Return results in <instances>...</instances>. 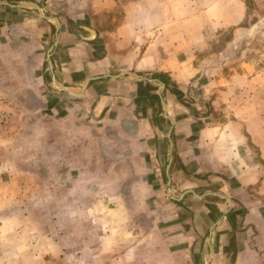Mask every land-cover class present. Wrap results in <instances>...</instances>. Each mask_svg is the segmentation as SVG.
Segmentation results:
<instances>
[{
	"label": "crops",
	"instance_id": "1",
	"mask_svg": "<svg viewBox=\"0 0 264 264\" xmlns=\"http://www.w3.org/2000/svg\"><path fill=\"white\" fill-rule=\"evenodd\" d=\"M13 1L0 0V109L13 108L15 129L29 111L47 145L48 131L62 136L49 169L76 164L78 180L46 204L77 210V244L87 223L93 245L70 259L31 214L25 227L22 193L41 204L42 171L4 164L0 206L21 194L3 214L0 264H264V115L241 102V67L201 54L212 31L183 29L177 0Z\"/></svg>",
	"mask_w": 264,
	"mask_h": 264
},
{
	"label": "rangeland",
	"instance_id": "2",
	"mask_svg": "<svg viewBox=\"0 0 264 264\" xmlns=\"http://www.w3.org/2000/svg\"><path fill=\"white\" fill-rule=\"evenodd\" d=\"M32 1L34 0H15L12 3L36 8V6L31 3ZM41 3H43V1H41ZM43 5L47 8V12L49 13H60L61 15L66 13V10L61 9V7H58L55 4H50V2L45 4L43 3ZM68 5L69 3L66 7H68ZM210 7H214L213 16L206 15L202 18V20H200L199 17V21L196 23L186 20V17H189V12L194 13L193 11H195L197 13H201V11L203 12V10ZM176 9L182 16L183 29L185 26H197L199 29L203 28L212 31L210 35L208 34L210 39L209 47L202 51L201 54H205L207 56L208 54L214 53V56L224 58V70L228 73L234 71L238 67H241V92L243 93V91H245L246 93V95H241V102L248 99L250 106L253 105L254 107H258V109H261V112L256 113V115L261 114L263 116L264 0H222L221 2L217 0H177ZM55 18L54 20L56 21L58 18ZM223 25L226 26L223 27ZM245 71L247 72V75L244 74ZM257 88H260V90H258L259 93L256 94V96L249 95ZM12 109L13 108L10 106H5L4 109H0V113L4 112L10 115L11 120L7 123L6 127L0 129V169L4 166V164H7L10 168L18 165V167H22L24 169L28 168L30 164L33 165V163H37L39 169L42 171L41 176H39L38 179L40 181V187L44 188L43 193H39L42 196V202L41 204L36 205V202H34L36 198L32 194L28 192L22 193L24 196L23 201H25V204L22 205L21 208V210L24 211L22 212L23 216H21L22 224L24 225L29 222L27 217L31 214L33 219L37 222H35L37 224V228L44 233L53 234L50 235L51 242L53 244L54 242L55 244L58 243V245L63 246L64 250H68L69 258L72 259V253L74 255V250L80 246V243H82L85 247L93 245L92 226L91 224L86 223V238H82L77 244V223H75V220L73 222L75 217L74 215L77 213V210L74 212L73 208L62 209L61 207L52 206L51 204L46 203H48V200L54 198L62 199L63 194L69 195L70 198L72 197L71 195L73 193H67L64 188L72 184H77L78 177L75 174V171L77 172V168L75 167L76 164H74V167L71 168L67 166L66 162L63 164L62 161H59L55 166V169L58 172H52L51 169H49V163L46 155L47 153H51V151L56 154L61 150L63 147L61 141V139L63 140L62 136L52 130L48 131L51 133L50 139H53L56 142L51 141V144L47 145L45 141L47 140L45 135L47 130L39 127L35 130V128L30 126L32 119L29 111H26L24 114L26 124H24V126L20 129L13 128L17 117ZM263 118L264 116L262 119ZM71 130L73 131V135H76L78 132L77 128ZM16 136L18 137L14 138ZM65 149H67L65 150L67 154L69 153L71 156L77 155L76 144L73 145L74 150L71 147H65ZM89 178L91 180L93 179V177ZM14 180L15 182H11L12 184H17L16 182L18 181L27 183L31 180V177H14ZM47 186H49L50 192L44 191L45 189H48ZM8 194L13 195V200L10 197L11 204L9 206L5 202H3L0 206V224L3 222V214L5 212H9L7 214H12L16 210L17 205L13 206V203H15V201H19L21 192L15 194L9 192ZM3 195L4 193L0 192V196ZM37 200L40 202L39 199ZM24 213H26V215H24ZM24 226L27 227L26 225ZM67 230L71 234L69 235V239H65L64 237V239L61 240L63 233L68 234L66 233ZM3 232L7 231L1 226L0 238ZM73 233L75 234L72 235ZM89 235H91L92 238H88ZM42 244L43 246H46L45 243ZM59 249L61 250L62 247H59ZM5 251L8 252V241H5L4 245L0 240V258L4 255L3 253ZM6 255H8V253ZM71 262L74 263V260Z\"/></svg>",
	"mask_w": 264,
	"mask_h": 264
},
{
	"label": "built area",
	"instance_id": "3",
	"mask_svg": "<svg viewBox=\"0 0 264 264\" xmlns=\"http://www.w3.org/2000/svg\"><path fill=\"white\" fill-rule=\"evenodd\" d=\"M9 121H11L10 115L4 112L0 113V129H3V127H6Z\"/></svg>",
	"mask_w": 264,
	"mask_h": 264
},
{
	"label": "water",
	"instance_id": "4",
	"mask_svg": "<svg viewBox=\"0 0 264 264\" xmlns=\"http://www.w3.org/2000/svg\"><path fill=\"white\" fill-rule=\"evenodd\" d=\"M36 6H37V8H38V9H40V10H41V7H40L39 5H37V4H36ZM92 31H93V30H91V32H92Z\"/></svg>",
	"mask_w": 264,
	"mask_h": 264
},
{
	"label": "trees",
	"instance_id": "5",
	"mask_svg": "<svg viewBox=\"0 0 264 264\" xmlns=\"http://www.w3.org/2000/svg\"><path fill=\"white\" fill-rule=\"evenodd\" d=\"M177 93H179V91H178ZM179 94H180V96H182V95H181V94H182L181 92H180ZM180 96H179V97H180Z\"/></svg>",
	"mask_w": 264,
	"mask_h": 264
}]
</instances>
